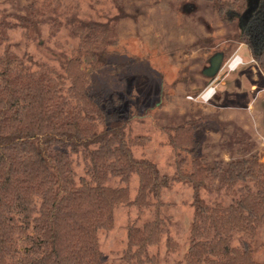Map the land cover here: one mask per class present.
<instances>
[{"label": "trees", "instance_id": "1", "mask_svg": "<svg viewBox=\"0 0 264 264\" xmlns=\"http://www.w3.org/2000/svg\"><path fill=\"white\" fill-rule=\"evenodd\" d=\"M179 1L190 14L196 10L197 0ZM210 3L219 15H234L235 41L249 47L264 73V0L247 15L246 26L241 18L248 0ZM78 9L65 0H32L25 15L0 12V47L6 48L0 53V264H155L149 249L170 224L161 195L175 182L193 189L186 264H264L254 259L253 240L264 221V162L251 153L253 141L244 134L240 156L209 160L197 136L199 120L193 119L164 128L175 153L174 173L137 157L132 144L146 138L133 137L129 121L89 89L85 69L106 62L118 19H81L71 12ZM15 27L28 37L47 28L49 40L64 27L77 35V43L57 68L10 51L4 43ZM218 53L224 58V51ZM76 160L83 162V175ZM134 175L139 182L131 199ZM114 178L121 184L110 185ZM202 190L216 192V199L205 200ZM220 195L231 200L225 203ZM124 203L141 213L153 211L154 218L130 222L126 248L118 261L109 262L98 236L112 228L115 209ZM167 244L173 245L169 237Z\"/></svg>", "mask_w": 264, "mask_h": 264}, {"label": "rangeland", "instance_id": "2", "mask_svg": "<svg viewBox=\"0 0 264 264\" xmlns=\"http://www.w3.org/2000/svg\"><path fill=\"white\" fill-rule=\"evenodd\" d=\"M31 1L0 0V12L25 15ZM197 1L196 10L190 14L191 8L185 11L179 0H65L79 8V13L71 12L81 19L105 23L117 17L116 40L108 48L106 62L98 67L85 65L89 89L100 94L118 110L121 118L129 121L133 137L146 138L144 144H132L134 154L154 161L163 173L172 174L175 170V153L167 143L164 128L193 119L199 120L197 136L209 160L218 158L225 162L234 155L240 156L238 149L246 134L253 141L251 153L264 162V73L253 61L249 47L235 41L234 15L226 11L219 15L210 0ZM248 1L247 13L241 18L244 26L247 15L259 4V0ZM42 30L41 35L28 37L21 27H15L4 45H9L16 54H28L58 68L68 57L67 51L77 43V35L61 27L49 40L47 28ZM5 49L0 47V53ZM239 49L246 63L232 72L228 63ZM220 50L225 52L222 66L209 79L204 70ZM212 87L217 88L216 93L205 101L202 94ZM75 162L78 175H83L82 160ZM187 168L190 170V166ZM138 182L137 175L129 182L131 199ZM109 184L121 183L114 178ZM200 194L209 202L217 197L216 192L202 190ZM161 199L166 204L162 210L170 224L168 232L160 243L150 247L149 253L154 256L155 264H186L184 255L194 215L193 189L175 182L163 190ZM219 199L225 203L231 200L230 195H220ZM114 214L112 228L100 231L98 236L104 260L109 262L118 261L126 248L130 222L137 220L140 224L154 218L153 211L144 209L141 213L128 203L119 204ZM167 237L172 240V246H168ZM253 246L254 259L264 262V221Z\"/></svg>", "mask_w": 264, "mask_h": 264}, {"label": "water", "instance_id": "3", "mask_svg": "<svg viewBox=\"0 0 264 264\" xmlns=\"http://www.w3.org/2000/svg\"><path fill=\"white\" fill-rule=\"evenodd\" d=\"M223 55L221 53L215 54L210 60V66L204 70L208 76H215L220 70L222 64Z\"/></svg>", "mask_w": 264, "mask_h": 264}, {"label": "built area", "instance_id": "4", "mask_svg": "<svg viewBox=\"0 0 264 264\" xmlns=\"http://www.w3.org/2000/svg\"><path fill=\"white\" fill-rule=\"evenodd\" d=\"M239 62H241V59L236 56L235 58L232 59V61H229L228 63V68L229 69H233V68H236L239 64ZM215 87H212L208 90H206L203 94H202V98L205 100V101H208L209 99H211V97L214 95L215 93Z\"/></svg>", "mask_w": 264, "mask_h": 264}, {"label": "crops", "instance_id": "5", "mask_svg": "<svg viewBox=\"0 0 264 264\" xmlns=\"http://www.w3.org/2000/svg\"><path fill=\"white\" fill-rule=\"evenodd\" d=\"M234 54V53H233ZM236 55L235 56H238L240 59H241V62H239V64H238V66L236 67V68H233V69H229L230 71H232L233 72V70L234 71H236V70H239L241 67H243L244 65H245V63H246V60H245V58L241 55V49H239L238 50V52L237 53H235ZM233 56V55H232ZM253 59V58H252ZM253 61H254V59H253ZM258 65V64H257ZM222 70V69H221ZM229 75H230V73H229ZM214 80V79H213ZM212 80V81H213ZM254 82H256V81H254ZM209 85H210V83H209ZM253 87H256V84H253ZM217 88H218V86H217ZM217 88H215V90L217 89ZM215 93H216V91H215ZM214 93V94H215ZM213 97V96H212ZM212 97H211V99H212ZM210 99V100H211ZM251 102H249V105H248V107L250 108L251 107ZM234 113V112H233ZM244 126H248L247 125V122H244Z\"/></svg>", "mask_w": 264, "mask_h": 264}]
</instances>
